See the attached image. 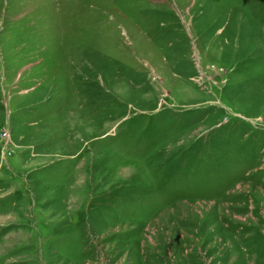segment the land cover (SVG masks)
Wrapping results in <instances>:
<instances>
[{"label": "rangeland", "instance_id": "374dc122", "mask_svg": "<svg viewBox=\"0 0 264 264\" xmlns=\"http://www.w3.org/2000/svg\"><path fill=\"white\" fill-rule=\"evenodd\" d=\"M0 264H264V0H0Z\"/></svg>", "mask_w": 264, "mask_h": 264}]
</instances>
